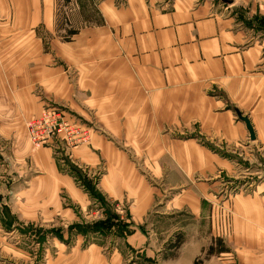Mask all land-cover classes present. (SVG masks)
Masks as SVG:
<instances>
[{
    "label": "crops",
    "instance_id": "crops-1",
    "mask_svg": "<svg viewBox=\"0 0 264 264\" xmlns=\"http://www.w3.org/2000/svg\"><path fill=\"white\" fill-rule=\"evenodd\" d=\"M212 1L0 0V242L4 228L76 223L66 198L80 219L94 205L102 222L117 224L86 248L78 241V254L56 249L74 258L51 264H195L213 237L230 248L204 264H264V167L238 149L227 151L241 157L231 162L213 150L252 142L239 110L264 162V31L235 18L239 5L253 17L264 0ZM46 105L93 129L74 153L83 180L104 166L95 187L103 205L51 145H30L25 121ZM226 175L246 187L215 183ZM116 204L126 215L109 221ZM108 237L115 246L104 249ZM177 237L184 241L173 254ZM18 248L11 255H29Z\"/></svg>",
    "mask_w": 264,
    "mask_h": 264
},
{
    "label": "rangeland",
    "instance_id": "rangeland-1",
    "mask_svg": "<svg viewBox=\"0 0 264 264\" xmlns=\"http://www.w3.org/2000/svg\"><path fill=\"white\" fill-rule=\"evenodd\" d=\"M223 1L229 3L226 0ZM236 1L237 0H235L234 2ZM214 2L216 5H224L222 4L221 0H214ZM245 3L246 2H244L243 4ZM239 6H241L240 9H243L245 11L236 12L235 18L238 21L244 23L245 25H250L249 23H251L252 25L254 24L255 30L258 33L260 31H264V13H259L260 11H264V3L257 4V12L253 17L247 16V12L249 13L250 11L247 9H249L251 6H242V5ZM92 16L94 19L97 18L94 13ZM58 19L59 20L61 19V22L64 23L65 16L61 15V17L60 18L58 17ZM72 33H73L72 35L74 36L77 32H72ZM236 118L239 120L237 115ZM24 126H25L26 136L34 151H39L42 148L51 145L56 150V154L59 157V162L60 164H62L63 168L66 171L70 170V172H72V176L74 177L76 183L77 184L80 183L82 184V186L85 185L86 186L85 190L90 193L91 198L94 197L95 200L100 205H103L101 203L102 202L101 198H98L100 196L98 195V193L95 192V187H97L101 178L105 174L104 166L99 167V169L96 172L95 171L91 172V175L87 174L88 172H86L87 177L85 178V180H83V178L81 177V173H78L77 170L78 165L80 164H78V162H76L75 160V155L76 152L78 151V148L89 145L92 139L93 129L87 126H80L77 123H74L69 118V115L66 112V110L62 108H58V106L56 107V106H47V105L39 114L32 116L28 120H26ZM213 146L215 147L213 148V150H217V152L220 153L219 155L221 157L224 156L222 158L232 159V160H228L229 162L235 161L236 159L241 160L239 154L234 155L231 152L227 153L228 150L236 151V149H238V152L243 154L242 159L246 158L247 161L251 164H260L259 168L264 167V162L261 159V156H259L262 149L257 143L256 144L253 143V141L241 142L239 143L238 146L226 144L224 142L216 146L215 145ZM241 147L246 148L247 155H245L244 151L240 152V150H242ZM249 147L252 150L251 153L248 149ZM74 151L76 152L74 153ZM221 153H223L224 155ZM1 167L3 169L4 164H2ZM79 168L82 171L86 170L84 169V167L82 168L79 166ZM236 170L234 171L237 177L239 179L242 178L240 176L243 175L245 171L242 170L240 167H236ZM239 172H241L240 176H238ZM232 179L233 178H230L228 175H226L225 177L218 176L214 179V181L215 183H219L220 186H224L225 188H227L226 186L228 187L234 186L235 191H238L239 189L246 187L245 183H240V185L238 184L239 186L231 185L230 181H232ZM261 182L263 183V179L259 177L258 182L257 180L255 181L250 180L248 184L249 183L259 184ZM233 190L231 189L229 191L226 190L221 194V196L223 197V202L229 200L227 198V195L230 194V192H232ZM92 204H95V202ZM63 205L65 211H68V208L67 209L65 208L66 205H68L67 207L72 208V210H69L70 215L74 216L76 214L78 216L77 212L79 213V210H77V208L66 198H64ZM115 208H116L115 211L113 209L112 210L110 209V212H108L107 214L108 220L110 219V217H113L114 220H117L116 216L118 218H121L126 215V213L122 215L123 209L120 204H116ZM89 210L90 211L88 213V219L87 216L84 219H80V216H78L79 219L76 220L77 216H75L74 220L76 221V223L74 224H51V225L34 224L28 226L20 225V227L22 228H26V227L29 228V231L25 233L21 229L18 231H13L12 229L4 228L5 235H9V236L4 237V240L0 242V264H51L50 261L52 256L60 259V256L57 257L58 254L56 252V249L59 248H64V250L66 249L67 251H70L71 249H75L73 250L75 253L72 254H78V241L81 243L82 248H86L92 245L94 241L92 239V235L97 234L99 232L107 234L109 232L107 231V229H111L117 224L116 223L114 224V226H112L111 225L112 221L110 223H105V221L102 222L101 218L103 217L105 218L104 216L105 213L104 212L101 213L100 211L96 213L94 205L90 207ZM225 214L226 217H223L222 215L221 220L222 223L224 221L226 222V224H223V228H225V231L228 233L230 231V227H232V214L228 212H226ZM93 218L94 219L97 218L95 219L96 221H94ZM62 221L64 223H68L65 222L64 220ZM221 225L222 224H220L219 227ZM117 227H119L118 232H122L123 230L121 228L122 226L119 225ZM78 235H80V237H78ZM103 239L106 240L103 246L104 249L113 248V246H115L116 237L115 239L111 237L103 238ZM176 239L173 242L169 243L168 245H171L174 242H176ZM228 244L229 243L227 241L226 243H224L218 237H213L210 246L206 250V254L209 252V249L211 247L214 249V253L210 256L219 254L222 248L228 251L230 248ZM17 247H19L18 249L29 251V255H23L22 257H18V258L11 255L14 251L13 249H16ZM168 248L170 247L168 246ZM206 254H204V258L198 259L201 260L200 264H204V261L210 257L209 255L207 256ZM69 255L70 254L67 253L61 259L70 262L74 257H71ZM61 259L60 261H62ZM54 264H58V263L55 262Z\"/></svg>",
    "mask_w": 264,
    "mask_h": 264
},
{
    "label": "water",
    "instance_id": "water-1",
    "mask_svg": "<svg viewBox=\"0 0 264 264\" xmlns=\"http://www.w3.org/2000/svg\"><path fill=\"white\" fill-rule=\"evenodd\" d=\"M235 112L239 120L245 124L246 129L249 133L250 139L254 141L256 139V136H255L254 128L251 124L250 119L247 116L245 117L239 110H235Z\"/></svg>",
    "mask_w": 264,
    "mask_h": 264
},
{
    "label": "trees",
    "instance_id": "trees-1",
    "mask_svg": "<svg viewBox=\"0 0 264 264\" xmlns=\"http://www.w3.org/2000/svg\"><path fill=\"white\" fill-rule=\"evenodd\" d=\"M183 241H184L183 237H177L176 242H174L173 244L169 245V247H170L171 249H173V254H174V252H175L177 249H179V247L182 245ZM220 251L222 252V251H225V250H224V248H222ZM213 253H214V249L211 247V248L209 249V252H208L206 255H207V256H208V255L210 256V255H212ZM200 261H201V260L196 261L195 264H200Z\"/></svg>",
    "mask_w": 264,
    "mask_h": 264
}]
</instances>
